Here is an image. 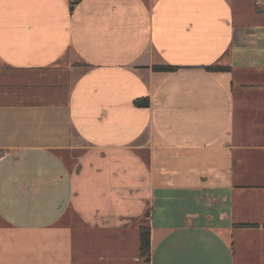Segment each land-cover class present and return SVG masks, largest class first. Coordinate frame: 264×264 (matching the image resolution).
Returning a JSON list of instances; mask_svg holds the SVG:
<instances>
[{"label": "crops", "instance_id": "1", "mask_svg": "<svg viewBox=\"0 0 264 264\" xmlns=\"http://www.w3.org/2000/svg\"><path fill=\"white\" fill-rule=\"evenodd\" d=\"M0 264H264V0H0Z\"/></svg>", "mask_w": 264, "mask_h": 264}, {"label": "trees", "instance_id": "2", "mask_svg": "<svg viewBox=\"0 0 264 264\" xmlns=\"http://www.w3.org/2000/svg\"><path fill=\"white\" fill-rule=\"evenodd\" d=\"M205 70L207 71H229L230 66L227 65H218V64H213V65H207L204 66ZM153 69L156 71H173L177 69L176 66L172 65H156L153 66ZM135 104L137 106H146L148 104L147 99L143 100H136ZM250 224H241V226H249ZM139 243H140V253L142 255L148 256L149 257V249H150V242H149V229L147 227H140L139 230Z\"/></svg>", "mask_w": 264, "mask_h": 264}, {"label": "rangeland", "instance_id": "3", "mask_svg": "<svg viewBox=\"0 0 264 264\" xmlns=\"http://www.w3.org/2000/svg\"><path fill=\"white\" fill-rule=\"evenodd\" d=\"M142 225H140L141 227H147L146 226V222H145V220L144 221H142V223H141ZM142 257H144V259H148V256H145V255H142Z\"/></svg>", "mask_w": 264, "mask_h": 264}, {"label": "built area", "instance_id": "4", "mask_svg": "<svg viewBox=\"0 0 264 264\" xmlns=\"http://www.w3.org/2000/svg\"><path fill=\"white\" fill-rule=\"evenodd\" d=\"M74 2H76L77 0H73Z\"/></svg>", "mask_w": 264, "mask_h": 264}]
</instances>
